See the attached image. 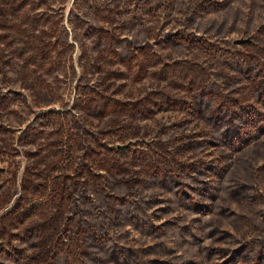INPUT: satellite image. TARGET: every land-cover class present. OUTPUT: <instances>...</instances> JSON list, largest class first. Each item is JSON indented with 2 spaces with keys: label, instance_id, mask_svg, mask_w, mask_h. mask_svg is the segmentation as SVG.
<instances>
[{
  "label": "rangeland",
  "instance_id": "1",
  "mask_svg": "<svg viewBox=\"0 0 264 264\" xmlns=\"http://www.w3.org/2000/svg\"><path fill=\"white\" fill-rule=\"evenodd\" d=\"M0 264H264V0H0Z\"/></svg>",
  "mask_w": 264,
  "mask_h": 264
},
{
  "label": "trees",
  "instance_id": "2",
  "mask_svg": "<svg viewBox=\"0 0 264 264\" xmlns=\"http://www.w3.org/2000/svg\"><path fill=\"white\" fill-rule=\"evenodd\" d=\"M186 43V42H185ZM184 43V44H185ZM247 71H248V69H247ZM191 176H192V178L194 179V180H197L198 179V174L197 173H192L191 174ZM175 178H177V177H175ZM200 190V193H197L199 196H201V195H210V194H208V193H206V194H203L204 192L203 191H201V189H199ZM208 191V190H207ZM206 191V192H207ZM196 197H198V196H196ZM192 199V198H191ZM197 199V198H196ZM196 199H193L192 201H190L189 203H188V201H186V204H188V206H192L193 208H203V207H205L206 205L204 204V203H202V202H199L198 200H196Z\"/></svg>",
  "mask_w": 264,
  "mask_h": 264
},
{
  "label": "water",
  "instance_id": "3",
  "mask_svg": "<svg viewBox=\"0 0 264 264\" xmlns=\"http://www.w3.org/2000/svg\"><path fill=\"white\" fill-rule=\"evenodd\" d=\"M245 41H247V39H238V40H236L235 42H236V43H243V42H245Z\"/></svg>",
  "mask_w": 264,
  "mask_h": 264
}]
</instances>
